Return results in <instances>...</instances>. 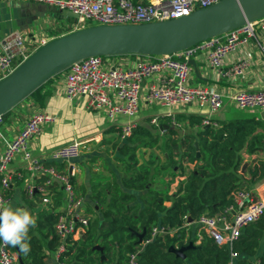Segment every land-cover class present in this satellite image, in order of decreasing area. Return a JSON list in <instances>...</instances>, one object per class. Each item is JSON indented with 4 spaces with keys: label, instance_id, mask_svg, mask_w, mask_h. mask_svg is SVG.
I'll return each mask as SVG.
<instances>
[{
    "label": "built area",
    "instance_id": "built-area-1",
    "mask_svg": "<svg viewBox=\"0 0 264 264\" xmlns=\"http://www.w3.org/2000/svg\"><path fill=\"white\" fill-rule=\"evenodd\" d=\"M7 2H32L42 4L49 9L68 11L77 16L70 32L96 25H140L178 19L192 12L216 4L221 0H0ZM69 32V33H70ZM51 40L47 35L37 36L26 32H15L7 37L0 48V80L8 76L21 62L35 50ZM245 47L254 48L263 59L258 85L253 89L239 87L221 90L215 86L190 83L192 67L190 60L203 62L219 77L235 83L244 81L257 64L247 52L236 55ZM133 61L124 56H94L80 60L59 75V91L69 102L85 101L92 110H103L111 121L126 117L120 128V139L126 140L137 128L140 102L145 106H157L165 109L161 117L173 119V111L187 106L218 113L226 103L242 111L264 112V16L257 21L247 23L221 36L208 39L193 47L171 55L142 56L131 55ZM128 57V56H127ZM232 57V58H231ZM231 58V59H230ZM228 59L230 61L228 62ZM228 64V65H227ZM227 65L224 70L223 67ZM57 76V75H56ZM153 83L142 95V84ZM53 117L42 111L31 114L22 129L5 142L0 154V201L8 204V192L14 180H22L28 175L24 185L25 195L33 198L39 195L40 211L56 215L53 225L58 238L57 256L65 252L66 240H79L85 233L91 216L87 214L82 196L75 193L72 178L75 171L58 170L52 163H69L79 158L87 149V141L72 140L54 149L48 156L52 163H45L28 152L29 142L40 135L42 128L53 121ZM2 119L0 117V123ZM158 118L151 124L157 126ZM174 123V121H173ZM202 126H212L204 119ZM95 141V139H93ZM17 156L24 161L23 171L11 172L10 165ZM64 196L63 207L53 199L56 190ZM232 203L221 212L209 215L203 213L195 221L198 231L219 247H230L238 241L242 230L258 222L264 215V198H255L250 190L237 189L232 193ZM186 225V224H184ZM174 228L153 226L142 245L151 243L162 235L172 236ZM202 238L197 234L196 244ZM128 264H137L136 254L128 255ZM238 254L230 250L227 264H238ZM0 264H18L17 254L10 251L8 245L0 241ZM248 264H260L255 259Z\"/></svg>",
    "mask_w": 264,
    "mask_h": 264
},
{
    "label": "trees",
    "instance_id": "trees-1",
    "mask_svg": "<svg viewBox=\"0 0 264 264\" xmlns=\"http://www.w3.org/2000/svg\"><path fill=\"white\" fill-rule=\"evenodd\" d=\"M48 82L49 80L29 97L37 96ZM7 114L8 112L1 118ZM188 119L191 126H199L201 123L200 119L193 115L188 116ZM247 122L250 125L245 122H222L218 129L202 126L194 135L187 137L192 140L188 143V148L193 152L188 155L189 161L202 164L178 182L177 189L171 196L165 189H146L145 196L142 197V207L131 206L129 202L134 201V195L123 193L115 181L104 186L100 183L92 186L91 202L94 206L105 204V210H100V217L89 222L79 240H66L68 246L55 264H128V255L132 253L136 254L137 264H227L230 250L237 252L238 264H248V259L255 255L263 234L264 215L255 224L244 228L238 241L233 243L230 249L227 246H217L207 237L196 244L198 228L195 224L199 215H214L229 206L232 203V193L237 189L246 186L252 188L264 181V163L249 168L241 154L244 148L259 143L256 137L249 138L253 133L251 126L256 124V121ZM134 132L140 137L150 136V133L141 127ZM166 133L174 134V131L169 128ZM194 142L199 146V158L196 157ZM263 146L264 144L259 150L264 151ZM129 150L133 151L134 148L124 144L119 152L125 154ZM133 156L129 155L128 158L133 162L132 165L136 163ZM244 165L245 171L248 170L249 173L248 179L242 176L245 172ZM148 175L149 169L142 166L132 176L123 177L121 184L129 189H145ZM38 197L37 193L33 194L35 201ZM167 201L171 202L169 207L164 205ZM37 216L34 231L31 227L28 232L30 252L25 255L18 248L8 245L10 251L20 254L23 264H46L43 250L53 253L58 246V238L53 229L56 215L41 211ZM153 226L174 228L176 232L172 236L156 237L146 245L137 244L133 232L141 233L145 229L144 238H147ZM189 243L193 247L183 252L184 259L168 251L170 247L179 249ZM96 245L103 248L101 253L93 249ZM258 260L260 264H264V254Z\"/></svg>",
    "mask_w": 264,
    "mask_h": 264
},
{
    "label": "crops",
    "instance_id": "crops-1",
    "mask_svg": "<svg viewBox=\"0 0 264 264\" xmlns=\"http://www.w3.org/2000/svg\"><path fill=\"white\" fill-rule=\"evenodd\" d=\"M57 17L58 16L53 12V9H49L42 4H36L32 2L0 1V48L4 40L15 32H26L27 34H35L37 36L47 35L50 39L69 33L74 20L66 19L64 22H61ZM247 51V54H249L251 59L256 61L257 64L252 66L251 72L244 81H237L235 83V87H233L230 81H228L229 79L219 77L215 71L211 70L202 61H193L194 65H190L192 67L190 83L193 86L199 84L215 86L221 90H228V87L236 88L238 85L242 89L255 88L259 83V72L261 71L263 62V59L260 57L259 53L254 48L243 47L236 55L233 56V58L238 55H242ZM127 56L123 57L126 59V61H133V57L131 55ZM230 59H228V62ZM227 65L223 67L224 70L227 68ZM152 83V80L143 82L142 95ZM60 85L61 81L59 75L54 76L45 86H43L37 96L27 97L20 104L11 109L6 117L1 118L0 154L4 148L5 142L11 140L22 129L24 122L31 114L36 111L45 112L52 116L54 120L51 123L45 125L42 128L40 135L34 137L29 142L28 152L32 157L40 158L45 163L49 164L52 163L48 159L49 154L54 149L65 145L72 140H89V143L101 142V147H99L98 150H94L92 152L89 150L87 153L83 152L79 158L69 163H52L58 170L64 172H68L71 168H73L75 171V176L72 178V183L75 193L83 197L86 212L91 216V218L93 217L91 208L94 206V203L90 200V197L93 193L92 186H96L99 183L104 186L106 183H112L115 181L123 193L134 195V201L129 202L131 206L139 205L142 207V197L145 196L146 189L159 190V187L149 184L145 186V189L141 190L123 187L121 184V179L126 176L120 175L121 168L112 162L115 160L116 162L124 163V157L121 155L125 154H121L119 151L126 140L120 139V128L126 121H128V118L119 117L116 119V121H111L103 110L89 109L83 100L69 102L59 91ZM228 105L231 104L226 103L224 108L215 114H210L207 110H201L195 106H187L183 109L173 111V119H171L169 117H161L162 114L165 113V109L157 106H145L141 101L140 110L135 120L139 124L140 119L146 118L149 119L148 123L151 124V120L157 117L158 124L157 126H154L158 127V131L161 134H168L166 131L169 128H173V121L175 122L176 117L183 118L181 115H185L188 122V116L190 115L198 117L201 123L204 119H209L212 124H216L219 128L220 123L223 121H219L217 118H225L224 111ZM155 109L158 111H155ZM159 119L161 122H159ZM200 125H188L187 127L197 131L198 129H201ZM93 139H95V141ZM23 167L24 161L22 160V157L17 156L10 165V171L13 173L16 171L22 172ZM22 174L23 179L14 180L12 186L10 187L8 192V196H10V198L7 205H11L14 209L22 208L28 210L36 219L38 217V213L41 212L40 207L38 206L39 197L38 200L35 201L34 198L29 199L25 195V179H29L28 175L25 173ZM182 179L183 177L180 176L174 179L173 183L170 185V191H168V195L171 196L173 193H175L177 184ZM53 189L56 190L55 187ZM248 189L252 192L255 198H264V181ZM16 190L18 195H20L21 191L24 201L18 199L14 203L13 201L11 202V199H13V194ZM63 196L64 194L59 189L56 190V194L53 196L55 203L59 205L60 208L61 206L63 207ZM170 204L171 202L169 201L164 203L166 207H169ZM258 244L259 245L255 255L250 257L248 260H258L259 257L263 256L264 230ZM43 253L45 255L46 264L57 263L59 256L56 254V249L53 253L44 249Z\"/></svg>",
    "mask_w": 264,
    "mask_h": 264
},
{
    "label": "water",
    "instance_id": "water-1",
    "mask_svg": "<svg viewBox=\"0 0 264 264\" xmlns=\"http://www.w3.org/2000/svg\"><path fill=\"white\" fill-rule=\"evenodd\" d=\"M53 12L57 16L74 20V23L77 21L74 13L56 9ZM263 16L264 0H221L178 19L140 25H96L53 38L0 80V117L48 80L80 60L94 56L171 55L257 21ZM188 64L194 65V62L190 60ZM194 147L197 148L196 143ZM187 220L192 222L190 218ZM133 234L137 244H141L145 229ZM191 247L193 245L189 243L179 249L170 247L168 251L184 259L183 252ZM93 249L100 253L103 251L98 245ZM17 258L18 264H23L19 253Z\"/></svg>",
    "mask_w": 264,
    "mask_h": 264
},
{
    "label": "rangeland",
    "instance_id": "rangeland-1",
    "mask_svg": "<svg viewBox=\"0 0 264 264\" xmlns=\"http://www.w3.org/2000/svg\"><path fill=\"white\" fill-rule=\"evenodd\" d=\"M58 17L61 22H64L66 20V18L62 16ZM156 110L157 109H155V111ZM224 115V119H217L223 122H245L248 125H250V123H248L247 121H256V124H252L251 126L253 128V133L249 138L251 139V137H256L259 143L251 146L250 148H244L241 154L245 165H247L249 168L264 163V151L259 150V148L264 144V114L260 111H242L234 108L231 105H228L224 111ZM181 116H183V118L176 117L175 122L173 123L174 126L172 129L174 131V134H161L158 131V127L148 123L149 119H140L139 124L137 123L138 127H141L142 129L148 131L150 133V136L140 137L139 134L134 132L125 141V143H123V145L127 144L132 149L134 148V150H129L125 153V155H121L124 157V163H119L115 160L112 161L114 162V164H117L116 166H119L121 168L120 175L126 177L132 176L135 171H139L140 167L145 166L149 169L147 184L157 186L159 187V190L165 189L168 192L170 191V185L173 183L174 179L179 176L183 177L184 179V177L190 171L201 165V162L191 163L189 161L188 155H191L193 152L188 148V143L190 144L192 140L188 139L187 137L194 135L195 129L187 127L188 125L190 126V123L187 121L185 115ZM159 122H161L160 119ZM194 143L197 144L195 153L196 157L199 158V146L197 142ZM100 145L101 142H91L86 145L87 149L84 150V152L87 153V151L89 150H91V152L94 150H98V148L101 147ZM250 151H253L254 153L250 154ZM129 155H134L133 158L134 160H136L135 164L132 165L133 162L128 160ZM245 165L243 171H245ZM242 176L244 179H248V170H246L244 174H242ZM241 188L248 189L247 186ZM8 198H10V196ZM18 199L24 201L21 191L20 195H18V192L16 190L13 194V199H11V202L13 201L14 203ZM105 207V204H100L99 206H95V208L93 206V209L91 208V211L93 212V217L91 218V220L95 221L96 219H98V217H100L99 211H104ZM32 228L34 231L35 228ZM33 233L35 234V232ZM196 234H198L202 239L205 237L203 232L198 231L197 229Z\"/></svg>",
    "mask_w": 264,
    "mask_h": 264
},
{
    "label": "clouds",
    "instance_id": "clouds-1",
    "mask_svg": "<svg viewBox=\"0 0 264 264\" xmlns=\"http://www.w3.org/2000/svg\"><path fill=\"white\" fill-rule=\"evenodd\" d=\"M36 226V219L28 210L13 208L0 201V241L4 245L18 248L23 254L31 250L28 232Z\"/></svg>",
    "mask_w": 264,
    "mask_h": 264
}]
</instances>
